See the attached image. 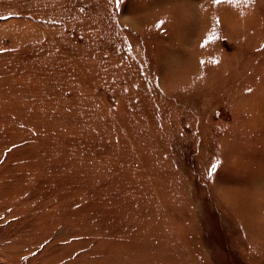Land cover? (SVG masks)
Wrapping results in <instances>:
<instances>
[{
  "label": "rangeland",
  "instance_id": "rangeland-1",
  "mask_svg": "<svg viewBox=\"0 0 264 264\" xmlns=\"http://www.w3.org/2000/svg\"><path fill=\"white\" fill-rule=\"evenodd\" d=\"M0 264H264V0H0Z\"/></svg>",
  "mask_w": 264,
  "mask_h": 264
},
{
  "label": "snow or ice",
  "instance_id": "snow-or-ice-1",
  "mask_svg": "<svg viewBox=\"0 0 264 264\" xmlns=\"http://www.w3.org/2000/svg\"><path fill=\"white\" fill-rule=\"evenodd\" d=\"M237 2H238V0H214V3L217 4V5H219V4H221V3L236 4ZM245 2H251V0H245ZM163 23H164V21H160V22H159V25H162ZM217 23H218V21H217ZM159 25H158V26H159ZM215 38H216V37H215L214 34H213V35H210V36L208 37V41L214 40ZM208 41H206L205 43H207ZM201 46L203 47V46H205V45L202 44ZM201 63H204V61H201ZM213 63H216V61H213ZM249 91H251V89H250ZM216 167H217V165H216V164H213V165H212V168H211V170H210V173H211V172H214V171L216 170Z\"/></svg>",
  "mask_w": 264,
  "mask_h": 264
}]
</instances>
